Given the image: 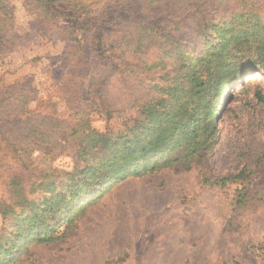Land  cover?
<instances>
[{
	"label": "rangeland",
	"instance_id": "1",
	"mask_svg": "<svg viewBox=\"0 0 264 264\" xmlns=\"http://www.w3.org/2000/svg\"><path fill=\"white\" fill-rule=\"evenodd\" d=\"M42 1L0 0V234L9 240L30 212L16 189L36 202L64 197L65 211L53 240L16 236L20 252L4 264H264L260 66L222 91L215 139L192 161L103 181L87 168L108 149L81 143L88 127L131 139L151 100L174 107L165 90L207 46L225 44L245 64L264 43V0H77L90 18L78 42L53 19L83 22L86 12L60 0L43 19ZM44 174L60 181L45 194Z\"/></svg>",
	"mask_w": 264,
	"mask_h": 264
},
{
	"label": "trees",
	"instance_id": "2",
	"mask_svg": "<svg viewBox=\"0 0 264 264\" xmlns=\"http://www.w3.org/2000/svg\"><path fill=\"white\" fill-rule=\"evenodd\" d=\"M58 1L60 0H43L45 11L40 16L43 19L52 17L54 12L48 8L51 3L56 4ZM68 6L74 7L77 17H83L81 13L86 12L84 21L77 20L75 23L62 25L53 19V29L67 31L69 33L67 41L78 42L81 37H77V28L83 30L89 26L87 23L90 22L89 10L86 9L88 6L78 3L77 0L71 1ZM64 9H68L66 5ZM243 16V13L239 15L240 18ZM259 22L264 28V18ZM222 27H219V32L223 31ZM222 38H225L223 33ZM206 49L208 52L206 56H199L195 61L187 64L183 74L165 90L164 94H168L174 101V107L167 106L164 96L151 100L141 107L149 122L140 133H134L131 139L124 135L109 139L105 133L89 127L81 131V143L84 149L96 147L108 149V153L95 164L93 160L88 162V170H94L95 173L98 171L103 181L120 180L127 176H139L147 171L158 170L172 162L192 161L210 146L217 132L215 120L221 111L219 102L222 91L229 89L230 84L235 81H241V73L245 65H258L264 72V43L257 47L256 55L252 58L244 56L245 64L238 63L234 54L226 50L225 44H212ZM3 120L0 116V128ZM2 135L0 132V138ZM14 137V135L10 136L12 144L13 140L16 141ZM15 177L13 176L12 179ZM42 178L38 182L37 191L43 194L55 188L60 182L59 180L47 182L45 174ZM227 178L222 176L220 179L224 181ZM14 191L19 201L16 205L22 209L29 207L30 212L14 219L16 230L9 240L4 239L0 234V264L18 256L21 245L16 242V236L33 234L34 239L40 242L53 240V225L65 211L61 208L64 197L52 194L36 202L35 199L27 200L25 195H21L20 190ZM238 203H241V200Z\"/></svg>",
	"mask_w": 264,
	"mask_h": 264
}]
</instances>
